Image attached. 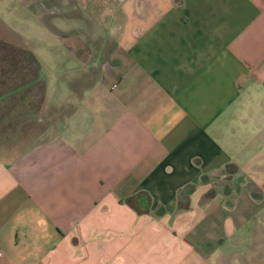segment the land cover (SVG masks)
<instances>
[{
	"label": "crops",
	"instance_id": "obj_1",
	"mask_svg": "<svg viewBox=\"0 0 264 264\" xmlns=\"http://www.w3.org/2000/svg\"><path fill=\"white\" fill-rule=\"evenodd\" d=\"M49 1L0 0V20L23 42ZM104 15L112 48L61 34L55 74L0 37L40 63L0 126L46 127L0 147V264H264V0Z\"/></svg>",
	"mask_w": 264,
	"mask_h": 264
},
{
	"label": "rangeland",
	"instance_id": "obj_2",
	"mask_svg": "<svg viewBox=\"0 0 264 264\" xmlns=\"http://www.w3.org/2000/svg\"><path fill=\"white\" fill-rule=\"evenodd\" d=\"M55 1V0H54ZM121 0H65V1H52L47 2V6L51 7L50 10L53 12L51 16L43 18L41 21L36 18L34 15L32 20L31 30H26L20 32V34L25 38V41H19V38H16L15 34L7 28L3 22L0 20V37L3 40L16 43L19 41L20 45L29 46L40 59H42L46 64V68L51 73H57V68L61 67L64 64V61L68 62V56L64 52V48L60 45L59 36L65 33H79L81 38L92 48L96 49L104 48V54L112 48L115 44V38L113 32L109 35L105 30L100 34H97L94 29H102V22L105 21V24L109 22L112 15H104V13H110L117 11L118 3ZM107 11V12H106ZM114 18L118 15H113ZM1 17V14H0ZM114 20V19H113ZM112 22L116 23V20ZM58 22L60 25H56L54 22ZM100 21V22H98ZM41 22V23H40ZM23 30V29H21ZM98 59V56L94 60ZM96 62L83 63L82 67L78 71L74 72L67 70L68 74L72 73H97V68L94 67ZM69 68H73L74 64L68 62ZM58 77L56 76L53 81H49L48 88L50 91L62 89L64 87H59ZM22 123V122H21ZM45 124L41 121L40 127H34L33 122H29L26 125L22 126H0V139L6 140L7 142H0V147L4 146H13L21 145L26 146L24 139L30 138L33 132H41L45 130ZM8 133H12L8 136ZM2 134V135H1ZM11 138H14L10 142ZM258 224H254L255 229L254 237L260 241H264V216L260 215L255 219ZM260 251V250H259Z\"/></svg>",
	"mask_w": 264,
	"mask_h": 264
},
{
	"label": "trees",
	"instance_id": "obj_3",
	"mask_svg": "<svg viewBox=\"0 0 264 264\" xmlns=\"http://www.w3.org/2000/svg\"><path fill=\"white\" fill-rule=\"evenodd\" d=\"M39 66L38 59L28 48L0 40V117L19 112L11 107L25 98L23 92L37 86Z\"/></svg>",
	"mask_w": 264,
	"mask_h": 264
},
{
	"label": "built area",
	"instance_id": "obj_4",
	"mask_svg": "<svg viewBox=\"0 0 264 264\" xmlns=\"http://www.w3.org/2000/svg\"><path fill=\"white\" fill-rule=\"evenodd\" d=\"M53 12V11H52ZM2 256V253L0 252V257Z\"/></svg>",
	"mask_w": 264,
	"mask_h": 264
}]
</instances>
